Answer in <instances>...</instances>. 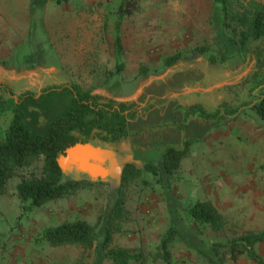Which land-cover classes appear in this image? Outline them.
I'll list each match as a JSON object with an SVG mask.
<instances>
[{"label":"rangeland","instance_id":"obj_1","mask_svg":"<svg viewBox=\"0 0 264 264\" xmlns=\"http://www.w3.org/2000/svg\"><path fill=\"white\" fill-rule=\"evenodd\" d=\"M229 1L235 11L250 3L264 6V0ZM37 2L36 7L30 8L29 0H0V63L7 64L4 71L8 72V80L0 84L15 98L25 92L39 95L47 88L69 83L82 91L104 93L109 75L110 83L118 80L122 85L116 102L131 104L144 86L138 78L141 68L158 73L165 57L206 47L222 51L230 60L225 67L193 64L201 67L204 75L196 87L232 85L195 97L204 99L206 107L213 109L223 101H231L234 93L241 102L251 104L258 100L257 89L249 92L252 83L237 87L242 78L252 75L253 63L236 55L232 38L221 29L220 8L212 0H138L136 11L123 18L117 33V10L122 0ZM31 22L35 24L33 30ZM83 26L92 35L100 34L99 43L105 51L98 48L79 54L74 50L68 64L63 65V45L79 39ZM116 34L124 49L120 74L116 73L111 48ZM256 45L259 44L252 43L249 49ZM183 64L151 77L150 81L192 68V63ZM229 87L236 89L230 94ZM187 97L173 95L169 102L186 103ZM0 98H7L3 91ZM239 109L238 119L244 123L223 125L217 136L212 134L206 141L191 143L175 173H163V150L158 149L145 164L155 167L156 174L151 175L144 168L139 178L121 183L117 191L108 184L87 183L90 185L28 211L27 204L22 205L17 198L16 186L22 179L39 177L42 163L34 162L18 170L0 197V264H113L104 256L100 243L117 199L122 200L123 206L110 226L113 238L109 249H124L139 257L129 264H254L247 258L232 263L224 248L219 249L215 263L201 252L210 246L211 256L213 245L226 244L244 232L264 230V134L259 133L255 123L256 118L260 119L249 107ZM10 119V113L0 117V142ZM25 121L33 133L47 127L37 109H28ZM260 127L264 128L261 120ZM73 139L75 143L82 140L77 135ZM88 142L98 146L99 141ZM195 201L218 205L226 223L224 230L212 232L198 227L186 210ZM75 221H84L95 230L97 239L90 248L52 247L38 242L45 229ZM170 228L176 235L171 237L165 258L159 247ZM255 250L264 261V242Z\"/></svg>","mask_w":264,"mask_h":264},{"label":"trees","instance_id":"obj_2","mask_svg":"<svg viewBox=\"0 0 264 264\" xmlns=\"http://www.w3.org/2000/svg\"><path fill=\"white\" fill-rule=\"evenodd\" d=\"M6 1V0H3ZM69 0H56L57 4ZM221 11V29L236 49V55L242 61L253 63L252 75L242 78L240 85L245 87L250 82L253 87L249 92L259 91L258 100L255 103L241 102L238 94L234 93L231 101H223L216 109L210 110L201 105L177 107L184 114L185 128L188 121L201 119L215 121L221 114L227 117L237 116L240 107H249L264 125V6L258 3H250L246 7H240L237 11L229 0H212ZM37 0H29L30 8L36 7ZM138 0H122L117 10L116 33L121 21L131 16L137 9ZM35 24L30 23V30ZM252 43H258L253 49H249ZM112 56L115 59L116 73L123 71L120 62L124 55L121 38L116 34L111 45ZM205 58L209 66L225 67L230 58L222 51H211L206 47H195L185 53H177L163 59L162 69L156 73L146 68H141L138 78L144 85L142 94L131 104L116 102L120 97L121 82L116 80L110 83L109 75L105 85L104 93L107 97L93 94L91 91H82L76 84L69 83L62 86L50 87L43 90L39 95L25 92L19 97L0 84L7 98H0V117L11 114V119L5 130L4 139L0 142V197L4 194L7 182L11 180L18 170L28 167L31 163H42L41 174L37 178L22 179L16 186V195L25 210L40 209L49 202L61 199L74 192L87 183L64 181L57 167L56 158L72 146L74 135L82 140H97L103 144H117L131 136L128 129L130 122L138 117L144 116L154 107H161L170 101L173 95L180 94L184 90L203 78L198 70L184 72H173L168 77L153 81L150 78L162 75L164 72L174 69L186 58ZM6 63H0V68L5 69ZM262 74V75H261ZM236 87V86H234ZM236 88L229 87V93ZM231 103V104H230ZM33 108L41 112L47 127L44 131L33 133L26 123L28 109ZM191 145L185 142L182 148L167 149L162 157V171L165 175L175 173L187 155ZM146 171L155 175L157 169L153 166H144ZM141 173L134 166L127 165L121 176V183L139 178ZM123 206L121 199H117L110 214L108 225L104 229L100 249L104 256L113 264H129L139 259L138 256L130 254L124 249L110 250L113 231L110 226L112 221L119 217ZM187 213L198 227L210 229L212 232L224 230L226 225L224 218L218 213L210 202L195 201L187 207ZM176 232L170 228L161 241L159 250L165 258H168V246L171 237ZM97 239L95 230L84 221L62 223L56 227L45 229L38 242L46 243L52 247L66 245H78L90 248ZM264 242V230L259 232H244L233 238L226 244H216L211 248V256H205L210 262L215 263L219 257V249L227 250V255L232 263L240 258H247L254 264H264L262 258L257 254L255 247Z\"/></svg>","mask_w":264,"mask_h":264},{"label":"crops","instance_id":"obj_3","mask_svg":"<svg viewBox=\"0 0 264 264\" xmlns=\"http://www.w3.org/2000/svg\"><path fill=\"white\" fill-rule=\"evenodd\" d=\"M84 28L85 26L82 27L83 32L80 33V35H78L79 39H76L74 37V39H76L75 42L70 40L63 45V51H61V55L63 56L62 58L63 65L68 64L69 62L68 57L74 54V50H76L79 54L82 53L86 54L87 52L92 51L93 49L99 50L98 48H102V50H104V46H101V44L99 43L100 34L97 33V35H92L86 32ZM189 59H191V61L186 60L184 62V64L192 63V68L188 70H198L203 74V71L200 70L201 67L199 68L197 64L193 66V64L205 63L203 64L205 67L209 66L206 60L202 58L192 57ZM176 72H184V71H176ZM202 79H204V75ZM6 80H8V72L4 71L3 68H0V83H5ZM202 81L203 80L195 83L194 85H192L191 88L203 89L201 87H196V85H198ZM93 94L107 97V95L102 92L96 91L93 92ZM198 94L205 95L208 93L186 94V96H188L187 97L188 101L186 103L168 101L163 106V108L154 107L144 116L138 117L134 121L130 122L128 125V129L131 133V136L126 140L122 141L120 144L114 146L115 147L114 150H116L115 152L121 154L134 155L139 159H141L143 161V164L145 165L148 163L149 159L155 155L158 149H162L164 154V152L169 148H175V149L182 148V145L185 142H189L192 144L201 143L203 141H206L208 137L212 136V134H216V133L218 134L221 131L220 128H222L223 125H224L223 127H226V126H232L238 122H243L242 118L238 119V115L231 117L232 119H229L230 117L227 118L224 114H221L215 121L192 119L188 121L187 126L185 128L183 111L181 109L176 110L177 107L183 108L185 106L201 105L205 108H209L210 110H214L212 107L211 108L209 106L206 107L204 99L195 97ZM189 96H192V98ZM136 100L137 98L135 99V101ZM115 101H118V99H116ZM255 118L256 117L254 116V120ZM255 124L260 130L259 133L264 134V128L260 127V120L256 118ZM236 129H238V127ZM96 144L99 147L104 146V144L100 142ZM214 208L218 211L220 215L222 214V212L218 210L219 208L218 205H215ZM208 249L210 250V246ZM209 250L204 249L201 252H203L207 256H210Z\"/></svg>","mask_w":264,"mask_h":264},{"label":"water","instance_id":"obj_4","mask_svg":"<svg viewBox=\"0 0 264 264\" xmlns=\"http://www.w3.org/2000/svg\"><path fill=\"white\" fill-rule=\"evenodd\" d=\"M237 79H240V77ZM153 81H149L148 84ZM230 85L232 84L220 83L207 89L190 88L181 94L209 93ZM141 94L142 91L137 93L136 98ZM181 94H176L175 97ZM120 143L104 144V146L100 147L92 145L85 140L74 143L56 158L57 167L60 170L61 176L65 182L104 183L108 184L111 189L117 191L121 184L123 170L127 165H132L139 171L144 170L145 166L143 161L134 155L115 152L114 146Z\"/></svg>","mask_w":264,"mask_h":264}]
</instances>
